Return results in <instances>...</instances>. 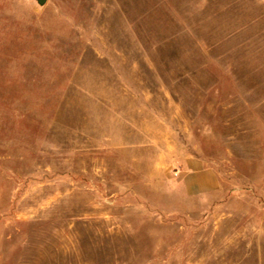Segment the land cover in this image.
<instances>
[{
  "label": "rangeland",
  "instance_id": "374dc122",
  "mask_svg": "<svg viewBox=\"0 0 264 264\" xmlns=\"http://www.w3.org/2000/svg\"><path fill=\"white\" fill-rule=\"evenodd\" d=\"M0 264H264V1L0 0Z\"/></svg>",
  "mask_w": 264,
  "mask_h": 264
},
{
  "label": "crops",
  "instance_id": "0c3cea01",
  "mask_svg": "<svg viewBox=\"0 0 264 264\" xmlns=\"http://www.w3.org/2000/svg\"><path fill=\"white\" fill-rule=\"evenodd\" d=\"M180 173V185L192 195H210L218 191L217 173L203 159L192 156L185 158Z\"/></svg>",
  "mask_w": 264,
  "mask_h": 264
},
{
  "label": "water",
  "instance_id": "95a60500",
  "mask_svg": "<svg viewBox=\"0 0 264 264\" xmlns=\"http://www.w3.org/2000/svg\"><path fill=\"white\" fill-rule=\"evenodd\" d=\"M40 4H44L46 0H37Z\"/></svg>",
  "mask_w": 264,
  "mask_h": 264
}]
</instances>
